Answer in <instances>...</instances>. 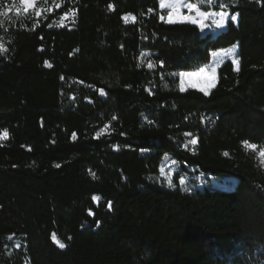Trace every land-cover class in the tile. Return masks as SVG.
Segmentation results:
<instances>
[{
	"label": "trees",
	"instance_id": "16d2710c",
	"mask_svg": "<svg viewBox=\"0 0 264 264\" xmlns=\"http://www.w3.org/2000/svg\"><path fill=\"white\" fill-rule=\"evenodd\" d=\"M224 3L238 23L216 36L164 22L159 0L0 15V264H264V0ZM233 46L238 72L226 62L208 96L179 91L180 72ZM166 157L237 186L166 188Z\"/></svg>",
	"mask_w": 264,
	"mask_h": 264
},
{
	"label": "snow or ice",
	"instance_id": "6c2138e0",
	"mask_svg": "<svg viewBox=\"0 0 264 264\" xmlns=\"http://www.w3.org/2000/svg\"><path fill=\"white\" fill-rule=\"evenodd\" d=\"M19 3L24 5V10L27 11L29 8H32L36 5V0H19ZM201 5H206L208 7H218V11H209V10H202ZM57 8L60 7L59 4L56 5ZM7 7L8 11H12V7ZM159 7L161 9H168L167 12V19L166 23L168 24H174V23H188L191 25H195L199 28L201 32H204L205 29H225L228 25L229 18L231 19V22L236 24L238 23V16L239 13L232 14L227 9L228 5L224 3V0H197V2H192V0H159ZM108 9L110 11L114 10V6L112 4L108 5ZM184 10L187 11L189 14H183ZM149 11H153L152 9H149ZM7 13H0V15H6ZM40 13H37V16H39ZM69 16L74 17L75 12L72 10H69L68 13H66L63 17H61V23L59 26L63 27V21L68 19ZM124 20H127L128 17H123ZM135 19V18H133ZM161 20H165V17L163 15L160 16ZM74 22V21H73ZM0 27H2V22H0ZM48 27H52L51 24L48 25ZM8 49L3 45L0 44V55L7 52ZM235 46L232 49L228 50H221L220 52H212V57L215 58V63L211 66H204L200 67L197 72H180L178 75L180 77L179 80V91L181 93H185L189 88L196 89L200 93H202L204 96L210 95V92L213 88L216 87L217 81H218V66L221 62V60L225 56H235ZM47 67H52L51 64L45 62ZM161 66H163L161 64ZM232 66L234 71H239V60L236 58H233L232 60ZM147 67L149 69H153L155 65L149 61L147 64ZM175 76L176 73H173ZM63 79V77H61ZM101 95H104L105 93L103 90L100 92ZM113 119H116V117H113ZM107 127V126H106ZM73 138H75L76 133H73ZM99 133L97 134V136ZM185 135H191V133H185ZM9 137V132L7 129H4L3 131H0V141H4ZM197 139L193 138L188 143L191 145L197 144ZM2 146V145H0ZM187 147V144L185 145ZM244 147L256 151L257 145L249 142L244 143ZM30 150V149H29ZM225 156L228 155V153H224ZM259 156L264 158V148H261L259 150ZM55 167L59 168L60 165L56 164ZM94 175V174H93ZM161 175H164L163 169H161ZM168 187L174 188L175 185L172 182L171 177H166ZM181 184L184 183L183 180L180 181ZM101 198L97 195H94L92 197L93 202H98ZM108 207L111 209V202H108ZM88 215H94V213L89 209ZM97 226H99V222H97ZM11 239V237H9ZM52 240L54 243L58 245L61 249L65 248L66 245L62 242H60L55 233L52 234Z\"/></svg>",
	"mask_w": 264,
	"mask_h": 264
},
{
	"label": "rangeland",
	"instance_id": "374dc122",
	"mask_svg": "<svg viewBox=\"0 0 264 264\" xmlns=\"http://www.w3.org/2000/svg\"><path fill=\"white\" fill-rule=\"evenodd\" d=\"M39 0H36V5L38 3ZM192 2H197V0H192ZM36 5L32 8H29L27 11L24 10L25 6L19 3V0H12L11 4L9 5L10 7H12V11H8L7 10V15L9 17L12 16H24V15H28L30 13L35 12L36 10ZM203 6L206 5H201V8ZM162 11L164 12V17L165 20L164 22H166L167 19V12L168 9H162ZM36 13H41V10L39 9L38 12ZM183 14H189L187 13L186 10H184ZM69 19V17H68ZM131 21L133 19H130ZM229 21H231V19L229 18ZM67 22V19L63 21V24L65 25ZM179 23V22H178ZM183 24H188V23H183ZM227 27V26H226ZM226 29V28H225ZM225 29H205L203 33H211L213 34V36L218 35L219 33L223 32ZM234 47V46H233ZM233 47H230L228 49H232ZM228 49H223V50H228ZM235 56H225L219 66H218V71L219 69L228 61L232 62L233 58H237L238 55V47L235 46ZM221 50L215 51V52H220ZM215 63V58L212 57L210 58L209 63L207 64L208 66H211L212 64ZM197 72V71H195ZM178 80H180V77L178 76ZM214 89V88H213ZM212 89V90H213ZM188 90H196V89H191L189 88ZM187 90V91H188ZM211 90V91H212ZM198 91V90H197ZM211 93V92H210ZM264 159V158H263ZM161 169H163L164 171V175H161ZM166 177H171L173 184L175 185L174 188L171 189H182V190H195L196 188H202L203 186H207L209 188L215 189V190H231L234 187L237 186L238 181L236 179L233 178H224V179H206L204 177H196L192 174H187L184 173L181 168L174 162H172L168 157H166L160 167L159 170V175L157 176V178L155 179V181L157 183H159L160 185L166 187V188H170L168 187L167 184V179ZM183 180L184 183L181 184L180 181ZM12 243H14V246L16 249L20 248V240L11 237V239H9Z\"/></svg>",
	"mask_w": 264,
	"mask_h": 264
}]
</instances>
